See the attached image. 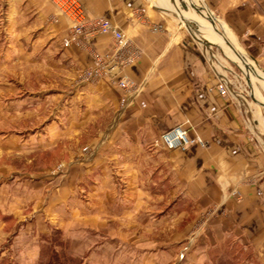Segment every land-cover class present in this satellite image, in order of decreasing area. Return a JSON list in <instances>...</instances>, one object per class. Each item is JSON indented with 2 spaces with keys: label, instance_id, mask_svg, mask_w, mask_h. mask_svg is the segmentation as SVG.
I'll use <instances>...</instances> for the list:
<instances>
[{
  "label": "crops",
  "instance_id": "obj_1",
  "mask_svg": "<svg viewBox=\"0 0 264 264\" xmlns=\"http://www.w3.org/2000/svg\"><path fill=\"white\" fill-rule=\"evenodd\" d=\"M79 1L86 21L111 22L125 35L127 45L118 47L112 35L99 34L68 48L57 39L50 48L71 89L67 105L81 106L73 119L81 122L83 132L90 123L98 128L93 148L68 166H93L102 178L91 180L97 181L92 187L90 180H81L82 194L76 183L65 188L67 199L71 197L64 229L70 250L83 257L93 243L100 248V263L113 259L117 264L125 247L131 251L130 264H137L139 252L145 260L155 256L161 264H170V254L159 256L145 248L159 243L153 240L154 225L147 224V216H160L158 228L168 233L174 217L170 214H176L177 227L184 231L178 238L166 234L160 239L169 246L184 244L174 255L176 264H187L196 246L192 264H207L213 252L234 240L253 253L257 264H264V116L252 121L247 100L220 95L218 84L227 75L221 70L223 56L213 51L220 43L207 38V28L201 25V17L220 25L228 41L220 45L224 54L255 67L250 71L238 64L248 72L254 94L259 93L255 100L264 104L259 85L252 82L256 74L264 84V72L256 66L264 71V0H185L204 32L200 40L191 24H185L191 32L182 26L181 9L188 5L181 0ZM25 6L26 0H0L2 23L24 24ZM193 21L191 16L189 22ZM66 26L62 21L58 28L64 30L62 39ZM203 41L209 42L206 50L214 59L201 47ZM124 79L131 89L120 86ZM187 124L206 148L180 152L155 146L162 134ZM110 169L112 177L107 175ZM235 191L241 201L234 198ZM211 210L219 214L186 242L198 215Z\"/></svg>",
  "mask_w": 264,
  "mask_h": 264
},
{
  "label": "rangeland",
  "instance_id": "obj_2",
  "mask_svg": "<svg viewBox=\"0 0 264 264\" xmlns=\"http://www.w3.org/2000/svg\"><path fill=\"white\" fill-rule=\"evenodd\" d=\"M181 1H184L182 5L188 3ZM187 5L188 7H182L181 10L185 17L190 18L193 8L189 7V3ZM25 7L24 24L20 22L8 27L0 18V264H102L97 260L96 252L100 249L98 246L92 243L89 252L82 257L70 250L64 233L65 208L71 201V197H66L65 188L76 183L81 193L80 189L84 186L81 180H90L88 185L92 187L97 181L91 180L102 179L99 177L101 173L93 166L83 169L77 165H73L71 169L68 167L72 161H81L93 148L98 133L96 123H90L84 133L81 122L73 119L81 111V106L78 103L74 104L73 108L71 103L67 105L71 89L65 69L57 65L58 58L54 55L56 51L50 50L55 47L57 39L64 47L63 40L72 25L53 0H26ZM201 18L208 23L205 18ZM62 21L67 23V34L63 39V28L58 30ZM205 22L201 24L208 28L210 24ZM190 23L187 25L190 26ZM182 26L190 31L184 23ZM215 27L223 39L212 41H217L221 46L227 45L228 41H225V36L218 29L221 26ZM197 29L200 30L199 27ZM191 30L196 34L192 27ZM203 33L202 30L197 34L199 40ZM209 34L216 37L212 31H209ZM220 45L215 44L213 51L223 56L225 68L221 70L232 81L234 95H239L244 98V102H249V116L252 121L254 118L261 121L264 106L255 100L259 93L254 94L252 86L248 84L246 71L239 65H244L250 71L255 67L250 66V63H236L228 58L220 49ZM201 47L205 51V46ZM214 62L217 65L218 62ZM256 66L264 72L257 64ZM252 82L255 86L259 85V92L264 99V84L261 79L255 74ZM105 171L107 173V170ZM110 171L107 173L108 177L114 174L112 169ZM233 196L237 201L242 200L239 191H235ZM79 198L81 199V196ZM218 214L214 213V210L199 214L186 242L194 238L195 232L206 224L209 218ZM155 215L147 216V224L153 223L152 237L159 243L148 244L145 248L151 249L147 252L159 256L170 254V264H176L174 255L184 244L169 246L160 244V239L167 235L170 239L178 238L184 227H177L176 214H170L174 217L169 219L168 233L165 229L162 232L163 229L158 228L160 216ZM187 220L188 224L193 217ZM142 221L145 225L146 220ZM125 232L128 233V230ZM91 233L94 234L95 231ZM198 248L199 246L193 247L187 256V264L194 263L193 254ZM120 251L123 253L122 260L116 261L117 264H130L131 251L125 247H121ZM140 253L138 261H135L137 264H161L159 257L158 260L155 256L151 261L145 260L141 258ZM114 263L112 259L108 264ZM207 264L257 263L253 253L234 240V244L231 241L221 250L213 252Z\"/></svg>",
  "mask_w": 264,
  "mask_h": 264
},
{
  "label": "built area",
  "instance_id": "obj_3",
  "mask_svg": "<svg viewBox=\"0 0 264 264\" xmlns=\"http://www.w3.org/2000/svg\"><path fill=\"white\" fill-rule=\"evenodd\" d=\"M56 6L63 12L70 24L71 29L63 40L65 48L80 42L81 39H89L95 35H112L118 47L127 45L125 35L118 30L111 22L105 19L86 21L84 9L79 0H53ZM92 74H87L86 78L91 79ZM120 86L124 89H131L132 85L126 79L120 81ZM232 81L228 76L221 79L218 84V91L221 96L233 95ZM157 146H162L168 150L186 152L193 147L206 148L207 143L198 135L192 134L188 125H181L165 132L156 142Z\"/></svg>",
  "mask_w": 264,
  "mask_h": 264
},
{
  "label": "bare ground",
  "instance_id": "obj_4",
  "mask_svg": "<svg viewBox=\"0 0 264 264\" xmlns=\"http://www.w3.org/2000/svg\"><path fill=\"white\" fill-rule=\"evenodd\" d=\"M188 4V3H187ZM191 13V12H190ZM197 13V12H196ZM192 16V18H193V22L192 23H190L191 25H192V27H195V29H196V33L199 35V32H200V30H198L197 29V27H196V21H198L195 17L197 16V15H195L194 13L191 15ZM191 16H190V18H191ZM189 17L187 18V17H183V16H181V20H182V22L184 23V24H188L189 25V19H190ZM199 19V18H198ZM201 23H203V22H201ZM206 24H209V22L207 23L206 22ZM202 25V24H201ZM200 25V26H201ZM207 35L208 36H211V34H209V31H212L214 34L213 35H216V37H213L212 39H214V40H216V39H219V40H221V36L219 35V33L217 32V30H216V28H215V26H213V25H208V28H207ZM201 37V39H202V36H200ZM226 41V40H225ZM203 45H205L206 46V49H207V47H209L210 46V44H209V42H206V41H203ZM205 49V50H206ZM206 52H207V54H208V51L206 50ZM208 56H209V58L211 59L212 57L210 56V54H208ZM212 59H214V58H212ZM219 60H222L223 61V59H219ZM224 62V61H223ZM241 67V66H240ZM247 73V80H248V82H249V76H248V72H246ZM250 74V73H249ZM252 80V79H251ZM249 84V83H248ZM249 86H251V85H249ZM248 93V92H247ZM258 104L259 105H263L264 106V104H262V103H259L258 102ZM264 118V117H263ZM262 118V120H263V123H264V119Z\"/></svg>",
  "mask_w": 264,
  "mask_h": 264
}]
</instances>
